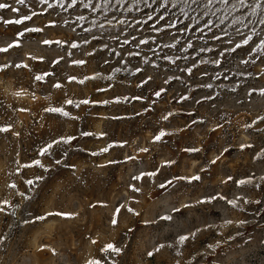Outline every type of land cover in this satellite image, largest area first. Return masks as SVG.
Returning <instances> with one entry per match:
<instances>
[{"label": "rangeland", "instance_id": "obj_1", "mask_svg": "<svg viewBox=\"0 0 264 264\" xmlns=\"http://www.w3.org/2000/svg\"><path fill=\"white\" fill-rule=\"evenodd\" d=\"M0 3V264H264V0Z\"/></svg>", "mask_w": 264, "mask_h": 264}, {"label": "snow or ice", "instance_id": "obj_2", "mask_svg": "<svg viewBox=\"0 0 264 264\" xmlns=\"http://www.w3.org/2000/svg\"><path fill=\"white\" fill-rule=\"evenodd\" d=\"M18 2L19 3H23V0H18ZM241 2H242V0H241ZM8 7H9L8 4H6V3H0V9H5V8H8ZM12 11H17V9L13 8ZM24 19L25 20L26 19H31V17L30 16H26V17H24ZM22 22L23 21L22 20H19V19H17V20H6V21H4L5 24H8V23H22ZM28 30L29 31H40V29H28ZM44 43H48V41H45ZM11 46L12 45H9V47H11ZM0 51H7V49H0ZM78 63H83V62L81 61V62H78ZM189 71H191V70H189ZM37 79H40V77H37ZM56 86L59 87V85H56ZM157 95H159V93H157ZM87 102L88 101H84V103H87ZM68 103L71 104L72 101H68ZM48 111L63 112L62 109H55V108L48 109ZM63 115L67 116L68 113L67 112H63ZM0 130H7V129H0ZM85 135H88V133H85ZM159 138H160L159 136L156 137V139H159ZM70 139H72V138H68V140H70ZM65 142H68V141H65ZM193 179H198V177H194ZM28 183H32V181H28ZM239 183H244V181H240ZM114 223H115V221H114ZM180 239H181V241H183V240L186 239V237H181ZM106 247L107 248H110V249H113L116 252H119L120 251L119 249L115 248L114 245H112V244H109ZM149 255H151V253H149ZM90 264H98V262H90Z\"/></svg>", "mask_w": 264, "mask_h": 264}]
</instances>
